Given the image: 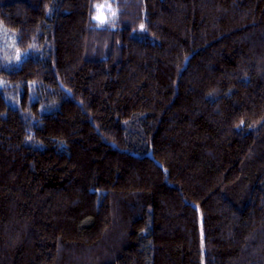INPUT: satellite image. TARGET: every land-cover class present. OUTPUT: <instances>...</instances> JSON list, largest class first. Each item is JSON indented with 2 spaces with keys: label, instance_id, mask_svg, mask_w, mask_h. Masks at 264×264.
Wrapping results in <instances>:
<instances>
[{
  "label": "trees",
  "instance_id": "trees-1",
  "mask_svg": "<svg viewBox=\"0 0 264 264\" xmlns=\"http://www.w3.org/2000/svg\"><path fill=\"white\" fill-rule=\"evenodd\" d=\"M0 78V264H264V0H0Z\"/></svg>",
  "mask_w": 264,
  "mask_h": 264
},
{
  "label": "rangeland",
  "instance_id": "rangeland-1",
  "mask_svg": "<svg viewBox=\"0 0 264 264\" xmlns=\"http://www.w3.org/2000/svg\"><path fill=\"white\" fill-rule=\"evenodd\" d=\"M109 10L108 6H104L99 9V14L96 17H102L105 19L104 14ZM100 21L99 19H96ZM6 41V40H5ZM9 43L11 39L9 38ZM10 44V48H11ZM3 86V80L0 78V87ZM12 97V96H11ZM9 98L11 103H15L12 98ZM104 193L102 191H83L80 197V210L85 213L96 212L99 210L101 201L103 199Z\"/></svg>",
  "mask_w": 264,
  "mask_h": 264
},
{
  "label": "snow or ice",
  "instance_id": "snow-or-ice-1",
  "mask_svg": "<svg viewBox=\"0 0 264 264\" xmlns=\"http://www.w3.org/2000/svg\"><path fill=\"white\" fill-rule=\"evenodd\" d=\"M97 8V10L99 11V9L103 8L104 5H96L95 6ZM109 10L111 11V6L109 5ZM112 16H115L116 13L114 11L111 12ZM94 19H99L101 23H104L105 22V19L102 18V17H94ZM141 29H143V25H141Z\"/></svg>",
  "mask_w": 264,
  "mask_h": 264
}]
</instances>
